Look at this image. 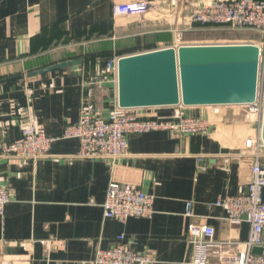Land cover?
<instances>
[{"label":"crops","instance_id":"crops-1","mask_svg":"<svg viewBox=\"0 0 264 264\" xmlns=\"http://www.w3.org/2000/svg\"><path fill=\"white\" fill-rule=\"evenodd\" d=\"M140 1L169 12L214 0H0V148L18 140L29 124L54 140L47 158H0V183L9 194L0 216V264L89 263L96 250L113 247L119 236L133 251L145 254L149 264H185L191 253L189 224L212 227L220 241L241 240V228L230 226L225 212L213 204L245 193L251 179L241 146L258 126L243 107L183 106L184 116L210 122L206 135H129L125 155L112 166L77 158L79 142L62 138L65 127L78 121L84 84L102 73L108 59L179 48L174 27L164 18L113 16L115 6ZM180 28L187 29L183 46L202 42L190 40L191 34L211 30L226 37L216 44H263L262 36L251 31ZM75 60L81 63L74 69L27 78ZM11 78L21 79L7 81ZM116 105V84L97 92L99 113L106 115ZM175 108L134 111L140 117L167 118ZM111 181L133 184L151 195L153 216L124 224L104 219L102 206ZM188 206L191 217L186 216ZM45 241L55 243L48 253Z\"/></svg>","mask_w":264,"mask_h":264},{"label":"built area","instance_id":"built-area-1","mask_svg":"<svg viewBox=\"0 0 264 264\" xmlns=\"http://www.w3.org/2000/svg\"><path fill=\"white\" fill-rule=\"evenodd\" d=\"M113 16L115 18L139 16L152 20L164 18L166 23L174 27V39L179 47L183 46L182 33L187 31L180 28L184 25L258 33L263 38V44L257 46L260 51L259 70L264 60V0H214L190 5L189 8L185 5L178 6L169 12L160 10L159 4L140 1L115 6ZM118 59H108L102 73L84 84L85 93L78 121L66 126L63 131V139H75L79 142L77 158L102 160L112 166L125 155L129 135L166 131L176 137H200L208 133L210 122L202 117L184 116L182 105L176 106L172 116L167 118L140 117L135 113V109H123L118 104L106 115L99 113L95 108V96L105 85L110 83L117 85ZM263 103L264 73L262 75L258 73L255 101L250 105L241 106L248 114L256 117L258 126V132L245 138L241 146L247 160L250 161L251 179L246 185L245 193L218 199L213 204L225 212V221L230 226L240 229L243 223L248 224L247 237L244 241H220L215 239L212 227L189 224L187 236L191 253L185 264H264V147L260 137ZM53 141L34 125L29 124L22 129L18 140L1 145L0 158L23 161L44 159L49 157ZM8 202V191L0 183V216L4 214ZM153 202V197L137 186L111 181L102 206L103 218L121 224L129 219H150L154 214ZM186 216L191 217L189 206ZM42 243L47 253L55 248L52 241ZM255 248L261 252L255 254L253 252ZM149 262L150 259L145 254L133 251L124 237L119 236L113 247L96 250L92 262L77 264H149Z\"/></svg>","mask_w":264,"mask_h":264},{"label":"water","instance_id":"water-1","mask_svg":"<svg viewBox=\"0 0 264 264\" xmlns=\"http://www.w3.org/2000/svg\"><path fill=\"white\" fill-rule=\"evenodd\" d=\"M259 55L257 46L235 44L180 46L119 58L117 104L123 109L250 105L257 92ZM80 63L57 64L27 78L70 66L74 69ZM260 137L264 147V103ZM247 233L248 224L243 223L242 241Z\"/></svg>","mask_w":264,"mask_h":264},{"label":"rangeland","instance_id":"rangeland-1","mask_svg":"<svg viewBox=\"0 0 264 264\" xmlns=\"http://www.w3.org/2000/svg\"><path fill=\"white\" fill-rule=\"evenodd\" d=\"M191 35H194V36L190 40L202 41V42H199L197 45H194V46L213 45V44L217 43L216 41H221V40H224L226 38V37L225 38L223 37L224 33L214 31V30L206 31V32H200V33L191 34ZM263 73H264V60L260 64L259 75H262Z\"/></svg>","mask_w":264,"mask_h":264}]
</instances>
